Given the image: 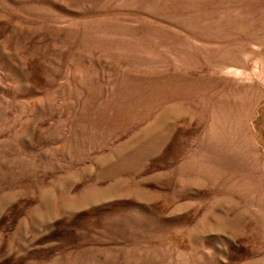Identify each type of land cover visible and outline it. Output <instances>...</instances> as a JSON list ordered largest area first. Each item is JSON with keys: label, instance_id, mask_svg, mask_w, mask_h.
I'll use <instances>...</instances> for the list:
<instances>
[{"label": "rangeland", "instance_id": "374dc122", "mask_svg": "<svg viewBox=\"0 0 264 264\" xmlns=\"http://www.w3.org/2000/svg\"><path fill=\"white\" fill-rule=\"evenodd\" d=\"M0 264H264V0H0Z\"/></svg>", "mask_w": 264, "mask_h": 264}]
</instances>
